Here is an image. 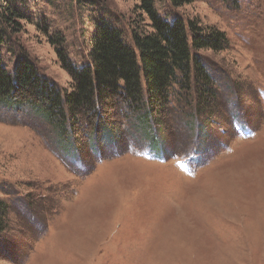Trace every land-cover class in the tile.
<instances>
[{
    "label": "rangeland",
    "instance_id": "rangeland-1",
    "mask_svg": "<svg viewBox=\"0 0 264 264\" xmlns=\"http://www.w3.org/2000/svg\"><path fill=\"white\" fill-rule=\"evenodd\" d=\"M87 1L31 0L27 19L8 29L11 44L0 46L8 69L25 55L70 89L57 37L81 65L95 14L112 13L129 38L146 16L139 0ZM155 4L162 15L198 18L226 32L223 50L202 53L222 83L216 118L202 135L173 108L152 131L163 152L144 147L148 139H134L127 128L125 146L98 144L102 155L87 146L83 122L77 140L88 152L76 142L73 149L64 144L65 153L60 145L69 134L58 137L28 106L0 103V200L9 205L0 264H264V0ZM192 147L201 155L195 163Z\"/></svg>",
    "mask_w": 264,
    "mask_h": 264
},
{
    "label": "trees",
    "instance_id": "trees-1",
    "mask_svg": "<svg viewBox=\"0 0 264 264\" xmlns=\"http://www.w3.org/2000/svg\"><path fill=\"white\" fill-rule=\"evenodd\" d=\"M169 1L178 8L195 0ZM30 5L31 0H0V46L11 40L8 29L14 31L21 20L27 19L25 9ZM139 9L146 16L129 31L130 38L118 27L112 13L95 14L89 49L81 65L69 57L63 39L56 38L53 43L72 78L70 89L42 75L25 55L11 70L0 57V103L11 108L28 106L54 126L58 137L69 134L71 137L60 145L65 153L64 146L73 149L76 142L87 149L81 146L84 140H77L84 134L83 122L90 130L87 146L93 154L102 155L103 146H125L121 138L127 128L133 137L148 139L149 146L144 147L163 152L161 139L152 131L154 124L163 127L167 123L173 108L188 116L190 130L205 134L207 122L216 118L211 113L222 83L202 53L223 50L228 43L226 32L202 24L198 18L175 12L162 15L155 0H139ZM49 28L46 25L43 31L49 34ZM227 84L234 83L229 79ZM121 100L126 113L118 108ZM200 116L204 117L202 122ZM190 152V160H200L198 148L192 147ZM8 207L0 200V235L9 224Z\"/></svg>",
    "mask_w": 264,
    "mask_h": 264
}]
</instances>
